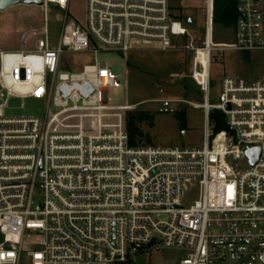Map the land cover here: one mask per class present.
I'll return each mask as SVG.
<instances>
[{
  "label": "built area",
  "instance_id": "1",
  "mask_svg": "<svg viewBox=\"0 0 264 264\" xmlns=\"http://www.w3.org/2000/svg\"><path fill=\"white\" fill-rule=\"evenodd\" d=\"M201 1L203 44L179 48L193 51L202 102H185L204 113L200 148L130 144L122 112L133 106L108 95L123 84L121 66L61 71L70 51L126 60L140 43L173 49L188 20H176L171 0H88L86 27L65 29L56 46L46 29L34 49H0V264H138L166 249L184 254L177 264H264V75L224 76L211 102L216 53L264 51V0H235L228 45H213L215 0ZM42 2L45 13L69 4ZM11 97L45 99L46 113L6 117ZM214 110L223 130L215 131ZM252 148L260 149L255 165Z\"/></svg>",
  "mask_w": 264,
  "mask_h": 264
},
{
  "label": "rangeland",
  "instance_id": "2",
  "mask_svg": "<svg viewBox=\"0 0 264 264\" xmlns=\"http://www.w3.org/2000/svg\"><path fill=\"white\" fill-rule=\"evenodd\" d=\"M172 15L176 20L187 22L186 37H174L171 50H163L156 44L140 43L124 56L117 51L99 50L66 52L62 59V72H81L85 65L95 62L119 65L123 69V84L110 88L108 95L113 105H130L123 111V123L129 134L127 122L130 116H141L136 126L141 136L134 137L135 147H183L200 148L203 145L205 117L201 109L186 102L200 103L202 95L190 78V63L193 51L179 48L198 47L203 44L205 9L201 0H171ZM88 0H69L68 9L50 5L47 12L39 6L22 5L0 11V49H34L44 38L47 29L50 43L58 44L65 29L86 27ZM213 45H228L233 42V29H225L214 23ZM93 42V41H92ZM95 45V44H94ZM97 47V46H95ZM215 85L211 91V102L217 103L221 93V80L234 75L255 80L264 75V51L241 53L225 50L216 53L211 68ZM177 102L168 106L172 111L164 112L165 101ZM186 101V102H185ZM185 102V103H184ZM184 110L186 122L181 124L177 113ZM46 100L34 97H11L4 109L6 117H43ZM91 121V125H92ZM195 192L189 198H195ZM184 257L182 252L166 249L150 256L139 258L138 264H177ZM20 264H26L22 260Z\"/></svg>",
  "mask_w": 264,
  "mask_h": 264
},
{
  "label": "trees",
  "instance_id": "3",
  "mask_svg": "<svg viewBox=\"0 0 264 264\" xmlns=\"http://www.w3.org/2000/svg\"><path fill=\"white\" fill-rule=\"evenodd\" d=\"M237 19L236 1L235 0H215L214 5V23L221 25L225 29H230L235 26ZM196 93H199L196 90ZM143 115V113H142ZM141 114L137 116H130L127 127L129 131L130 144H134V137L141 136L137 122L141 119ZM177 118L182 125L186 122V113L184 110L177 113ZM212 123H214L215 131L223 130L226 127L225 116L221 111L214 110L210 115Z\"/></svg>",
  "mask_w": 264,
  "mask_h": 264
},
{
  "label": "water",
  "instance_id": "4",
  "mask_svg": "<svg viewBox=\"0 0 264 264\" xmlns=\"http://www.w3.org/2000/svg\"><path fill=\"white\" fill-rule=\"evenodd\" d=\"M21 3L19 1H15V0H0V11L4 12L6 11L9 7L11 6H18ZM22 5H28V6H32V5H36V6H42L43 2L42 0H26L25 2H23ZM188 22H191V19H188ZM168 103H165V106H167ZM227 108H229V105L227 106ZM248 157L250 158L251 164L255 165L260 157V149L259 148H252L247 152Z\"/></svg>",
  "mask_w": 264,
  "mask_h": 264
},
{
  "label": "bare ground",
  "instance_id": "5",
  "mask_svg": "<svg viewBox=\"0 0 264 264\" xmlns=\"http://www.w3.org/2000/svg\"><path fill=\"white\" fill-rule=\"evenodd\" d=\"M21 90H23V91H28V90H31L32 89V87L31 86H28L27 88H20Z\"/></svg>",
  "mask_w": 264,
  "mask_h": 264
},
{
  "label": "crops",
  "instance_id": "6",
  "mask_svg": "<svg viewBox=\"0 0 264 264\" xmlns=\"http://www.w3.org/2000/svg\"><path fill=\"white\" fill-rule=\"evenodd\" d=\"M9 9H11V8H9ZM9 9H7L6 11H8ZM5 12V11H4ZM193 22V20L191 19V23ZM231 29H233V27L231 28ZM19 50V49H18Z\"/></svg>",
  "mask_w": 264,
  "mask_h": 264
}]
</instances>
